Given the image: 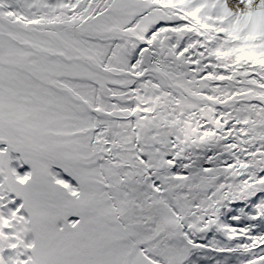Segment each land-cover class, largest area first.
I'll return each instance as SVG.
<instances>
[{"label":"snow or ice","instance_id":"1","mask_svg":"<svg viewBox=\"0 0 264 264\" xmlns=\"http://www.w3.org/2000/svg\"><path fill=\"white\" fill-rule=\"evenodd\" d=\"M0 264H264V0H0Z\"/></svg>","mask_w":264,"mask_h":264}]
</instances>
